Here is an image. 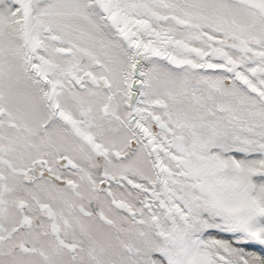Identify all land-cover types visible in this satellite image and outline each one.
I'll return each instance as SVG.
<instances>
[{
    "label": "snow or ice",
    "instance_id": "obj_1",
    "mask_svg": "<svg viewBox=\"0 0 264 264\" xmlns=\"http://www.w3.org/2000/svg\"><path fill=\"white\" fill-rule=\"evenodd\" d=\"M0 264H264V0H0Z\"/></svg>",
    "mask_w": 264,
    "mask_h": 264
}]
</instances>
